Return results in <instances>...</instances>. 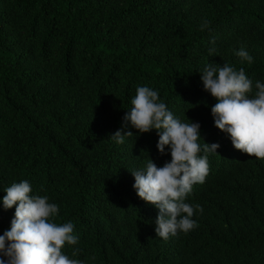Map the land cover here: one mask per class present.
Segmentation results:
<instances>
[{
	"label": "trees",
	"instance_id": "obj_1",
	"mask_svg": "<svg viewBox=\"0 0 264 264\" xmlns=\"http://www.w3.org/2000/svg\"><path fill=\"white\" fill-rule=\"evenodd\" d=\"M208 62L264 82V0H0V198L27 179L59 206L56 222H73L79 241L64 251L85 264H264V159L214 126ZM140 85L220 145L186 197L203 210L196 226L167 239L130 172L171 159L157 132L109 138ZM13 213L0 208V234Z\"/></svg>",
	"mask_w": 264,
	"mask_h": 264
},
{
	"label": "clouds",
	"instance_id": "obj_2",
	"mask_svg": "<svg viewBox=\"0 0 264 264\" xmlns=\"http://www.w3.org/2000/svg\"><path fill=\"white\" fill-rule=\"evenodd\" d=\"M208 27L209 22L202 20L200 29ZM234 55L242 62L253 61L243 47ZM198 73L204 91L216 100L210 106L214 126L228 135L235 149L264 159V82L256 80L253 85L243 67L227 63L208 62ZM130 103L121 127L109 138L123 144L128 137L157 132V150L162 155L167 150L171 159L158 167L148 158L142 167L130 171L132 187L139 198L158 210L154 221L157 237L167 239L178 231L188 232L196 226L194 210L197 214L203 210L199 204L186 202V197L195 184L204 182L208 154H217L220 145L201 144L199 122L174 115L153 87L137 86ZM3 192L0 208L7 211L14 207V213L10 226L0 234V264H85L73 258L79 248L72 249L71 257L64 251L66 244L77 245L79 236L73 222H56L59 206L47 195L36 194L27 179L11 183Z\"/></svg>",
	"mask_w": 264,
	"mask_h": 264
}]
</instances>
